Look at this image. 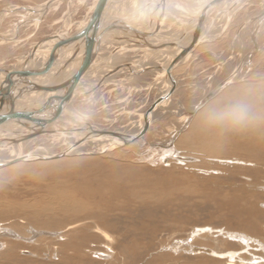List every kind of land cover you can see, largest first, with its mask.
I'll list each match as a JSON object with an SVG mask.
<instances>
[{"label":"rangeland","instance_id":"1","mask_svg":"<svg viewBox=\"0 0 264 264\" xmlns=\"http://www.w3.org/2000/svg\"><path fill=\"white\" fill-rule=\"evenodd\" d=\"M48 1L49 0H0V65H5L8 68L12 65V67L17 66V64L21 63V57H23V55L27 56L28 52H31L32 49H36L38 45L42 44V42L52 34L65 30L69 22H71L72 25L71 36H75L84 30L83 27L77 24L80 22L85 23L86 17L89 15L91 9L89 7H92L94 0H62L61 3L52 7L49 12L47 11L48 14L45 13L43 18L34 22L35 19L38 18L35 9L43 6ZM245 1L247 0H240L238 2L242 8L240 7L236 13H233L232 17L230 14V19H228L229 16L224 17V20L218 17L220 22L218 20L219 23L211 30V37L209 36L208 40L205 39L206 42H202L203 45L175 69L174 77L177 81L175 84L177 85L176 91L169 103L160 108L161 110L159 109L161 113L158 110L152 123L153 126L151 125V130L149 128L145 134V138H140L138 141L124 147H118L111 142H101L102 139H98V147L95 149L87 148V150L67 156L65 152H59L60 155L56 152L63 150L66 145L69 146V141L71 140L64 142L61 137L59 140H54V137H41L42 139L38 138L34 140L36 142L31 141L24 144L25 148L21 150L26 152L25 154H31V152L35 154L36 149L37 151L42 150V152H46V149L49 152V154H45L48 158H41L35 155L33 157L34 159L31 158L32 160L0 169V206L5 205L6 209H9V206L15 208H20V206H22V208L27 209V213L32 211L30 214L18 212L19 215L16 213H8L3 217L4 219L0 218V264H6L5 262H7V264L80 263L71 260L69 254H72V252L70 250L65 254L61 251L60 245L70 241L69 231L67 233L65 232V234L63 233L64 231L60 232L59 230L47 231L43 229L44 227L42 226V221L44 219L37 216L39 209L45 208L47 203H52L57 200V196L48 197L47 195L52 188L53 190L56 188L58 191V188H60L59 186L65 187L68 193L73 192V187L76 186V189H78L73 195H76V199L79 202H86L87 205L92 203L95 205L99 204L95 210L103 214H101L102 217H100V219L101 222L104 221L107 225V227L104 228L113 238L115 237L113 243L109 245L108 242L102 240L101 237L95 236L94 238V234L92 236L91 233H87V236L80 233V236L82 235L81 238L84 239L86 237L90 239L89 242H91L88 246L85 244L81 246H85V248H81V251L85 254L87 259H83L85 261L80 264H89V262H93V264H142L143 262L144 264H156L154 259L160 255L152 256L153 258L150 260H148V258H150V253L155 254L160 243L168 242L170 237L173 239L175 237L183 241L197 228L198 230H196L194 234L196 236L194 237L195 242L204 245L214 243L213 245L222 247L224 245L225 247L223 248L226 250H237L241 248L240 242L231 240L229 237L232 233H238V235L246 239H251L252 237L258 240L264 239V192H253L254 194L259 193V198L257 195L251 196L254 195L250 194L251 191H248V194L245 193V197H235L233 200L234 204L244 203V201V204H246L247 201H253L251 203L254 204H251V206L256 208L253 207L251 212H243L235 215H233L230 210H227L224 216L220 215V213H222L221 210L225 209L217 207V203L215 204L216 207L213 204L205 203V198L203 199V196L196 197L190 195L189 197H185L180 194L176 196V200L181 201L173 203V205L170 206V212L169 210H157L153 212V210H149V207L142 208L141 205L137 204L136 206V203H133L136 209H134L133 217L139 218L140 220H146V214H144L146 211L151 215L156 214L155 217H152L158 221H160L162 216L167 218L174 214V217L177 219L175 226L171 227L164 225V227H160V230L164 231H160L161 234L158 233L156 239H153V236L149 238V235L143 232L130 231L129 226L131 223H127L130 222V220L125 216L128 211L122 207H120L122 209L117 208L118 204L126 202V200H124L125 198H120V200L119 197L112 198L113 202H110V206L107 208L106 205H101L102 202L98 203L96 201V199L101 200L100 197L87 201L82 199L83 196L81 195L83 189H99V182L101 181L110 182L113 187L121 183L119 186L123 188L128 181L126 171L130 173L135 171L132 173L133 177L136 175L140 176L141 174H150L154 181L157 179H165L170 182H175L174 177H190V179L192 178L190 181L189 179L186 180L188 185L187 188H190V184L195 178L194 180H201L200 183L202 186L199 185L196 188L199 190L203 186H208L212 189H226L227 184L234 185L237 183L235 186H239L238 188H240L237 192L239 194H244L245 191L243 190L252 185L254 178L259 182L261 181L260 183H256L264 187V169H262L260 173H257V176L254 175L253 178V174L249 172L252 168L245 166L250 164L252 160L245 155L211 156L204 152L199 145L187 147L178 144V141L182 140L183 136L196 128L200 121L207 119V114L210 109H220L234 105L231 100H229L230 102L227 105L225 103L221 105L225 98L230 99L231 94H234L240 89L250 91L251 89L255 90L258 86H264V0H250L247 1L248 5H244ZM232 5L228 9L226 8L220 11L216 16L229 11L233 8ZM174 6L177 7V9L180 8V10H176L173 8ZM172 8L175 10H171ZM184 8L185 2L183 0H174L169 4V11L175 14L172 16L176 20L174 21L172 18L173 24L177 27H182V29L185 30L184 32L188 34L187 32L193 30L192 24L195 21L197 22V18L194 13L190 12L191 10L188 11L186 9V11ZM39 12L40 11H38V14ZM231 12H233V10ZM216 16L212 18V25H214V20H217ZM187 18L189 20H187ZM192 19L196 20L190 23L189 21ZM151 23L150 27L152 25ZM208 27L209 25L205 30H207ZM186 29L192 30L186 31ZM169 33L168 31L165 35H162L158 41L152 40L151 43L154 45L156 44L158 49L151 48V51L144 49L138 54L140 59H138L137 53L132 50L133 47L129 45L124 47V49L127 50L126 52L123 50L124 52H122V55L119 54L120 56H116L114 52H116L117 49L113 48V46V49L111 48L110 44L112 38H109L108 45L106 44L103 46L105 51L99 55L101 56L99 59L98 57H96L97 59L95 58L97 62L95 61L88 70V76L91 82V84H89L91 86L87 84L86 87L85 83L84 86L86 88L82 89V92H80L77 97V101H74L72 104L73 108L70 113H77L75 117L81 118V122L84 123L81 125L86 127L91 126V128L96 131H98V129H103L101 131L118 132L127 136L130 135V133L134 134V132L140 130L144 115L153 102L164 92L167 94L169 91L168 88L170 89L172 87L173 81L175 80L173 78L171 79V77H167L166 73L164 76L160 75L158 72L160 69L159 67L167 63V61H165L167 59L164 60L165 62L162 61V65H159L155 58L156 54L153 53V51L158 53L165 45L164 43H167L163 42V39H165V41L170 39L171 37L167 35ZM111 34H113V37L119 36L118 39L125 37L128 42L132 39V35L129 34L121 36L124 33L116 34L115 31ZM191 34L192 32L183 42H186ZM177 38L178 37H176V39ZM190 38L192 39V36ZM190 38L189 42L191 41ZM134 42L135 41H133V43ZM139 42H141L139 38H136V43L138 44ZM159 42L163 44L158 46ZM168 55L170 56L171 54ZM106 57L108 59H106ZM142 57L144 58L142 59ZM95 63H98V65ZM122 64L123 66H121ZM126 64L135 66L127 69L124 68ZM133 71L136 74L133 73ZM140 71H142V73ZM138 73L140 74L138 75ZM105 78L108 84L103 83ZM170 83L172 84L170 85ZM222 84H224L225 87L222 88L221 91L216 92L217 87ZM166 90L168 91L166 92ZM201 104L202 109L197 110L194 114L196 108ZM30 106L31 109L35 108L37 113L40 111L41 107H35L32 104H29V109L27 108L29 111L26 109L27 106H25V109L21 107L22 109L20 108L19 111L29 113L35 112L30 109ZM42 107L45 109V105ZM187 114L190 115V118L181 119ZM261 115H263L264 118V114ZM13 123L16 124L15 121ZM53 125L56 128L68 126L67 122L64 121L56 122V124ZM218 127L220 128V125H216L215 128L218 130ZM49 131L52 130L49 129ZM11 144H9V146ZM9 151V149L0 151V161L11 157ZM13 155H16V152H14ZM57 156L59 158H54ZM26 157L29 156H25V158ZM136 170L140 171V174ZM251 171L254 172L253 169ZM172 172L175 173L174 177L171 175ZM116 176H119L117 177L119 180ZM120 178L123 181H121ZM207 178L211 180H207ZM205 180H207V182ZM260 203H262L261 206L263 207L260 206ZM247 205H249V203ZM258 212H262L263 216L256 219V217L254 218V214H258ZM143 214L145 215L144 217ZM95 221L92 223V226H95L98 224L97 222H99V220ZM80 231H82V229ZM209 232H212L211 235ZM67 236L69 237L67 238ZM63 238H65L64 240L66 241H64ZM147 238L151 239V244L154 245L146 249L147 251L140 255L137 260H131L130 258L128 259L130 261L126 260L125 257L127 258V252L124 246L134 243V241L143 245L145 242L148 243V240L145 241ZM194 238L192 237L191 240ZM91 239L93 241H91ZM178 239H174L175 241H173L172 244L179 241ZM263 239L261 241L264 242ZM2 240L4 242H2ZM261 241H258V244H262L263 242ZM252 246L253 245H250V247ZM106 248H109L110 252H108ZM117 252L120 253V256L116 254ZM98 254L103 256H98ZM68 256L70 258H67ZM178 256L183 260L192 262L199 257L189 255L188 253L185 254V252ZM41 258L43 259L41 260ZM88 258H90V260ZM198 261L200 262L201 259L197 260V262Z\"/></svg>","mask_w":264,"mask_h":264},{"label":"bare ground","instance_id":"2","mask_svg":"<svg viewBox=\"0 0 264 264\" xmlns=\"http://www.w3.org/2000/svg\"><path fill=\"white\" fill-rule=\"evenodd\" d=\"M83 1H85V0H83ZM172 1H174V0H166L165 4H164V3H162V0H109V3L107 4V6L103 12V18H105V19L109 18V17H115L117 19H120V20H123L124 22L129 23L134 28H137V29H139L145 33H152L156 30L157 20H160V25H159V29L155 33H153V36H149V37L140 39V41L141 40L142 41L139 42L138 44L136 43L135 36L132 35L128 31H126L127 32L126 33L125 31H122V30H118V31L115 30L116 34L117 33L118 34L124 33V34L132 35V39H130L129 42L125 39V37H123V38L120 37L121 39H118L119 36L113 37V34H111L113 31H111V32L109 31L107 34H105L102 37L100 49L98 50V55L96 57H98V59H99V57H101L99 55H101L102 52L105 51L103 46H105L108 43L109 38H112L110 45H111V48L113 46V48L117 49L116 52H114L116 54V56L122 55V52H124V51L126 52L127 50L124 49V47L126 45L127 46L129 45V46L133 47L132 50H134V52L137 53V57H138V59H140V56H138L139 52L143 51L144 49L151 51L150 50L151 48L152 49L156 48L157 47L156 44L154 45L153 43H151V41L152 40L158 41L162 35H165L169 31L170 33L167 35L170 36L171 38L167 39V41H165V39H163V42H167L164 44H167V45L163 46L161 50L159 49L160 51L157 50L158 53H156L152 50L153 53L156 54L155 58L157 59V63H159V65H162L161 64L162 61L163 62L167 61V63H164L163 66L159 67L160 69L158 70V72L160 73V75H163V76L166 73L167 77H169V75L167 74V69L169 68L170 64L173 62V60L176 57H178L182 52H184V49L186 47H189V45L192 41V39L190 37L194 36L193 34L195 33V30L198 28V26L200 27V25H201V29L198 33V42L199 43L197 45L193 46L192 49H190L189 53L185 56V58L182 61H180L173 68V70L171 72L172 78L175 79V77H174L175 69L179 65H181L183 62H185L191 56V54L193 52H195L197 49H199V47L201 45H203L202 42H206V40L209 39V36L211 37V34H210L211 30L213 29L214 26H216L220 22V19L223 18V20H224V17H227V16H229L228 19H230L232 17L233 13H236V11H238L240 7L242 8V6H240V4L238 3L240 0H183L185 2L184 10H186V9L188 11L191 10L190 12L194 13V15H196V18H197V22L195 21L196 19L195 20L192 19L189 21L190 23L193 21H195V22H193V24H192L193 30L192 29H186V31L192 30L190 32H187L188 34H186V32H184L185 30H183L182 27H177L172 22V18H173L172 16L175 15L173 12L169 11V4ZM247 1H250V0H247ZM247 1L244 2V5H248ZM61 2H62V0H49L43 6L36 8L35 10L37 12L38 18H36L34 22L39 21L41 18H43L45 13L48 14L47 11L49 12V10L52 9V7H54L55 5H57ZM97 2H98V0L93 1L92 7H89L91 9H90L89 15L86 17L85 23L80 22L77 24L78 26L83 27V29H85L87 27L88 22H89V18L93 14V12L97 6ZM206 2H207V4H205ZM191 4H192V6H191ZM228 4H231V5L233 4L232 5L233 8H231L229 11L223 12L222 14H219L216 16V14H218L220 11H222L226 8L228 9L231 6ZM226 5H228V6H226ZM173 8H175L176 10H180V8L177 9V7H175V6ZM173 8L171 10H173ZM196 9L198 11H195ZM181 10H182V8H181ZM232 10H233V12H231ZM32 11H34V10H32ZM38 11H40L39 14H38ZM132 13H134V14H132ZM177 13H178V11H177ZM230 14H231V17H230ZM178 15H179V13H178ZM213 15L217 17V20L216 21L214 20V22H213L214 25L211 24L213 21L212 18L214 17ZM180 16H181V14H180ZM201 17L202 18L204 17V23L201 22L202 21ZM216 17H215V19H216ZM218 17L219 18L221 17V18L219 19ZM182 18H181V20H182ZM187 20H189V19L187 18ZM218 20H219V22H218ZM151 21L153 22V25L150 28V22ZM174 21H176V20L174 19ZM209 22H210V24H209ZM208 25H209L208 29L205 30V28H207ZM71 31H72V25H71V22H69L67 24V28L65 30H62L56 34H52L51 36H49L45 39V42L38 45L36 49H32L31 52H28L27 56L23 55V57H21V63L17 64V66L12 67L13 66L12 65L11 66L12 68L11 67L8 68L5 65L1 64L0 65V87L4 86L3 85L4 84L3 78H5L9 73L19 72L22 70H28V71L40 70L41 71L47 65H48V67L50 66V68H48L45 72H41L40 75L36 76L35 78L34 77H30V78H26V79L22 78L21 80H25L27 83H30V82L34 83L35 85H38L39 87L55 88L56 85H60L63 82H65L67 79L72 77L75 74V72L77 71L79 65L81 64L79 62H81L80 59L82 60L81 56L84 52V46H85L84 44H82V41L76 42L74 44H71V45H68V46H65L62 48H59L55 52V57L51 59V54L54 53L53 51L55 50L56 46H58V44H60L63 40L73 37L70 35ZM191 32H192V34H191V36H189L191 41L189 42V38H188V40H186V42H183V40H185ZM124 34H122L121 36H123ZM176 37H178V38L176 39ZM171 40H173V41H171ZM133 41H135L134 42L135 44L133 43ZM4 42H7V41H4ZM168 42H174L177 45V47L176 46H169ZM146 44H149L151 47L147 46ZM161 44H163V43L159 42L158 46H160ZM170 52H172V53H170ZM168 54H171V55L169 56ZM74 58L76 61L73 62ZM110 58H112V57H110ZM143 58L144 57H142V59ZM106 59H108V58L106 57ZM165 59H167V60H165ZM77 61H79V62H77ZM95 61L97 62V60H95ZM101 64H102V62H101ZM96 65H98V63ZM105 66H106V64H105ZM121 66H123V64ZM133 66H135V65L126 64V65H124V68L129 69L130 67H133ZM112 70H114V69H112ZM134 71H133V73L136 72V71L135 72ZM140 72L142 73V71H140ZM125 73H126V70H125ZM49 74H50V76H54V77H49ZM139 74L140 73H138V75ZM88 75H89V71H87L83 75V77L79 80L78 88L76 89L75 94L71 98V101L65 106V109L63 110L62 114L59 115V117L56 118L53 122H51L45 129H43L44 130V131H42L43 133L40 135H37V137L34 136L31 139L30 138L24 139V137H27L28 135L32 134L30 132V130H32L34 127L32 129H29V128L23 127L17 123L14 124L13 123L14 121H12V122L7 121L5 123L0 124V151L9 149L10 150L9 152L11 153L10 156L12 157V158L11 157L7 158L5 160L2 159L3 161H0V166L4 165V164H8V163H10L16 159H20V160L22 159L21 162H27L29 160H32L31 158H33L35 155H37L41 158H48L45 155V154H49V152L46 149H45L46 152H42V150L37 151V149H36L35 154H33L32 152H31V154H25L26 152H23L21 150V149L25 148L24 144L31 142V141H34V140L41 138V137H49V138L54 137V140H59L61 137V139H63L64 142H67V140H71L72 142L69 141V146L66 145V147L63 150L56 152V153L65 152L66 153L65 155H67V156L78 153V152L83 151V150H87V148H90V149L94 148L95 149L96 147H98L97 146L99 143L98 139H102L101 142H111L112 144L117 145L118 147H120V146L124 147L126 145L129 146L130 143L131 144L133 143V142H130V137H135L139 132H141V130L147 124H148V127L150 128L153 121H154V118L156 117L158 110L160 108L166 106V104L169 103L170 99L172 98V96L175 93L174 92L169 97L164 99L161 102V104L154 110L153 113H150L149 115H144L143 122H142L143 124H141L142 126L138 132H134V134L130 133V135H128V136L125 134L119 133L121 135L120 137H118V138L117 137H111V136L105 135V132H108L107 130L101 131L103 129H98V131H96V130H93V128H91V126L86 127V126L81 125L84 123L81 122V118H78L77 116L75 117V115H77V113L76 112H75L76 114L74 112L70 113V111L73 108L72 104L74 101H77V97L80 94V92H82V89L86 88L87 84H89V83L91 84L90 78ZM113 75H115V74H113ZM141 76H143V75H141ZM17 82L18 81L15 79L14 85ZM174 82H175V84L177 83L176 79L174 80ZM85 83H86V87L84 86ZM103 83L108 84L106 78H105V81L103 80ZM171 84L172 83H170V85ZM224 87H225L224 84H222L221 86H218L216 89V92L221 91L222 88H224ZM176 88H177V85H176ZM88 89H89V87H88ZM170 89L168 88L169 91H170ZM168 90H166V92ZM175 91H176V89H175ZM168 92H167V94H168ZM65 93H66V90H63V92H60V93L44 92V91H39V90L29 91L26 94H24L23 96L19 97L13 103L14 105H13L12 109L15 112H20L19 110L21 107L25 109V106H27L26 107V109H27L29 107V104H32L35 107H37V106H39V108L41 107L40 110H42L41 112H44L43 114L45 115V113L48 114V112H50L52 106H54L55 104H57L59 102L58 100H55V99H54V102H52V99L57 97V96L62 97L65 95ZM167 94L164 92L160 97H164ZM160 97H158V98H160ZM229 100H231L234 105H239L245 110L246 119L244 120L243 123H241L240 125L234 126V127L233 126H221L220 125V128L218 127V130H217L215 128L216 125L210 124L208 122V119H204L203 121H200L199 125L196 128L192 129L189 133H187L185 136H183L182 140L178 141V144H182V145H185L187 147H189V146L192 147L193 145H199L200 148L204 152H206L207 154H209L211 156H213V155H233V154L240 156L241 154H243L252 160V162L250 164H248V165L244 164V165L246 167L252 168L254 170V172L251 171L252 169L249 170V172H251L253 174L252 177L254 178V175L257 176L256 174L260 173L261 170L264 169V118H263V115H261V114H264V86H258L255 88V90L251 89L250 91L249 90L244 91V90L240 89V90L236 91L234 94H231L230 99L225 98L221 105H224L223 103H225L227 105L230 102ZM43 105H45V109L42 107ZM203 106H204V104H203ZM30 109H31V106H30ZM200 109H202V104L196 108L194 114L196 113L197 110H200ZM7 110H8V108H7ZM31 110L35 111L36 109L33 108ZM25 113H27V112H25ZM160 113H161V111H160ZM191 117H193V116H191ZM187 118H190V115L187 114L185 117H183L181 119H187ZM59 121L67 122L68 126L66 125L67 127H64V128L54 127L53 124H56V122H59ZM35 129H38V128L35 127ZM49 129H51L52 131H49ZM150 130H151V128H150ZM45 131L47 134L45 133ZM96 132H99V134H96ZM216 132H221V133H216ZM145 136L146 135L141 137V139L145 138ZM34 142H36V141H34ZM11 143H15V144H11ZM9 144H11V145L9 146ZM112 144H110V145H112ZM165 147H167V146H165ZM102 148H104V147H102ZM170 151H171V149H170ZM14 152H16V155H13ZM51 155H50V158H51ZM59 155H60V153H59ZM25 156H29V157L25 158ZM144 160H146V159H144ZM18 163H20V162H18ZM18 163H16V164H18ZM13 165H15V164H13ZM107 168H108V165H107ZM0 169H2V168H0ZM136 171L140 174V171H138V170H136ZM134 172H132V173H134ZM132 173L126 171V174L128 176V181L126 182V185L123 188H121L119 186V185H121V183H119L118 186L116 185L113 187L111 185L112 183L101 181V182H99L100 183L99 189H96V190H91L89 188L83 189L82 190L83 193L81 194L83 196V198H82V196H81V198L88 201L90 199H95L97 197H100L101 200L96 199V201L98 203L102 202L101 205H106L107 208L110 206V202H113L112 198H115V197L118 198L119 197V200H120V198H122V199L125 198L124 200H126V202L122 203V204H118L117 208L122 207L128 211V213H126L125 216L127 217V219L130 220V222H127V223H131L130 226L128 225L130 231L132 230V231H136V232L146 233V235H149V238H151V236H153L154 237L153 239H156V237L158 236L157 234L160 233V231H161L160 227L162 228V227H164V225L174 227L175 223H177V219L174 217V214L172 216L170 214H167L170 216L167 218L162 216L160 221H158L157 219L153 218L156 216V214L151 215L150 213H148L146 211L144 213V214H146V220L145 219L140 220L139 218L133 217V213H134V209H135V206H134L135 203H136V206H137V204H139V205H141L142 208L143 207H146V208L149 207V210H153V212L157 211V210L158 211L159 210H169V212H170L171 211L170 206H172L173 203H175V202L181 201V200H176V196H178L180 194L184 195L185 197H187V196L189 197L190 195H193L196 197L203 196V199L205 198V200H204L205 203L213 204L215 207H216L215 204L217 203V207H221V209H225V210H221V212L223 214L220 213V215L224 216V214L226 213L227 210L228 211L230 210V212L233 215L241 214L243 212H249V211L251 212L253 210L254 206H251V204H252L251 202H253V201H247L246 204H244L245 201H244V203L234 204L233 200L235 197H238V198H240L239 196L245 197L244 195L248 191H251L250 194H254L253 193L254 191H257L260 193L264 192V187H262V186H260V184L256 183L259 181H257L255 178H254V182L252 181V185L249 186L247 189L243 190V191H245L244 194H239L237 191H239L238 189H240V188H238L239 186H235L237 183L234 185H228L227 184L226 189H224L222 187H221L222 189H217V188L212 189L211 187L203 186L199 190L196 188L199 185L202 186L200 183L201 180L200 181H198V179L194 180L195 179L194 178L192 180V183L190 184V188H187L188 185H187L186 180L189 179V181H190L192 178L190 179V177H185V176L174 177V175H175L174 172H172L171 175H172V177L175 178L174 179L175 182L174 181L170 182L169 180H165V179H161V180L157 179L156 181H154L151 178L150 174L149 175L141 174L140 176L136 175L135 177H133ZM109 174H111V173H109ZM47 176H49V175H47ZM117 177H119V176H116V178ZM116 178H115V180H116ZM120 180H121V178H120ZM207 180H211V179L207 178ZM207 180H205V181L207 182ZM217 180H219V179H217ZM66 181H67V179H66ZM121 181H123V180H121ZM203 183H204V181H203ZM114 184H116V183H114ZM63 186H65V185H63ZM87 186H89V185H87ZM59 187L60 188H58V191L56 190V188H54L55 191L52 188V190H49V193L47 195L48 197L57 196L56 197L57 200L55 202H52V203H47L45 208L39 209L38 210L39 213L37 216H39L41 219H44L42 221L43 222L42 226L44 227L43 229H45L47 231L48 230H50V231L59 230L60 232L64 231L63 232L64 234H65V232L67 233L69 231L68 234H70L69 235L70 241L68 243L66 242L65 244L60 245L61 251L63 254H65L66 252H68V250H70L72 252V254H69L71 257V260L83 263L85 261L83 259H87V258L85 257V254H83V252L81 251V248H85V246H83V247H81V246L84 244L86 246H88L89 243H91V242H89L90 239H87L86 237L84 239L81 238V236L83 234L87 235V233H91L92 236L94 234V238H95V236L101 237L102 240L107 241L109 245L113 243V239L115 237L113 238V236L110 235L108 233V231L104 228V227H107V225L105 224L104 221L101 222L100 217H102L101 216L102 213L100 214L98 211L95 210L99 204L95 205L92 203V204L87 205L86 202H83V201L79 202L76 199V195H73L74 193L77 192L78 188L76 189V186L73 187V190H72L73 192H69V193H68V191L66 192L65 187H62V186H59ZM68 190H70V189H68ZM256 195L259 198V196H258L259 193L258 194L256 193V194L251 195V196H256ZM258 198H256V199H258ZM181 199H182V197H181ZM54 200H55V198H54ZM235 200H237V199H235ZM248 203H249V205H247ZM261 204L262 203H260V206H261ZM261 207H263V206H261ZM21 208H22V206H20V208H15L13 206H9V209H6L5 205L0 206V218H3L8 213H16L18 215H19L18 212H26L27 213V209H24V208L21 209ZM122 208H120V209H122ZM254 208H256V207H254ZM142 211H144V210H142ZM124 212H125V210H124ZM136 212H138V211H136ZM262 212H258V214H254V218L255 217H256V219L261 218L263 216ZM30 213H27V214H30ZM144 214H143V217L145 216ZM164 214H165V212H164ZM113 215H115V214H113ZM117 216H118V214H117ZM171 217L174 219H172ZM93 219H94V221L99 220V222H97L98 224H96L95 226H92V223H94ZM117 219H119V218H117ZM239 222H241V221H239ZM32 223H33V221H32ZM24 225H26V224H24ZM36 226H38V225H36ZM115 226H114V228H115ZM39 228H40V226H39ZM120 228H122V227H120ZM81 229H82V231H80ZM196 230H198V228ZM196 230H193V232H191V235H189L183 241H180L181 239L179 240L177 238L179 241L172 244V242L177 240V239L174 237V239H175L174 240L172 237H170L168 242L160 243L157 247V251L155 252V254H152V253L149 254L150 258H148V260H150L151 258H153L156 255H160L159 257L154 259L156 264H264V242L261 241L263 238L261 240H258L257 238H254V237H252L251 239L250 238L246 239V238H243V236L238 235V233L237 234L232 233L229 237L231 238V240H236V242H240L241 248L240 249L238 248L237 250H226L223 248V247H225L224 245H223V247L222 246H215V245H213L214 244L213 242H212L213 244H206V245L201 244V243L198 244V242H195V238H194V237H196L194 235ZM163 231L164 230H162L161 232H163ZM210 231H212V230H210ZM11 233H13V232H11ZM63 233H61V234H63ZM80 233L82 234L81 236H80ZM209 233L211 235L212 232H209ZM69 236H67V238ZM227 236H228V234H227ZM192 237L194 238L193 240H191ZM149 238L145 239V241L148 240V243L145 242L143 245L140 244L139 242L134 241V243H131V244H128L127 246H124L125 247L124 249L127 252L126 253L127 258L125 257V259L128 260L130 258L131 260H137L140 255L144 254L145 251H147L146 249H148L154 245V244H151V239H149ZM219 238H221V237H219ZM64 239L65 238H63V240ZM64 241H66V240H64ZM91 241H93V240L91 239ZM244 241H245V243H244ZM258 241H261L263 243L258 244ZM2 242H4V241L2 240ZM62 243H63V241H62ZM253 243L254 244L257 243V244L254 245ZM250 245H253V246L250 247ZM107 250H108V252H110L109 248ZM184 252H185V254L188 253L189 255L199 256V257H197L196 260L193 262L188 261V260H183L178 255L183 254ZM116 254L118 256H120L119 255L120 253L117 252ZM98 256H103V255L98 254ZM70 257L68 256L67 258H70ZM90 258H88V259L90 260ZM42 259L43 258H41V260ZM199 259H201V261L197 262V260H199ZM128 261H130V260H128ZM5 263L7 264V262H5ZM55 264H57V263H55ZM89 264H93V262H91V263L89 262ZM142 264H144V262Z\"/></svg>","mask_w":264,"mask_h":264},{"label":"water","instance_id":"3","mask_svg":"<svg viewBox=\"0 0 264 264\" xmlns=\"http://www.w3.org/2000/svg\"><path fill=\"white\" fill-rule=\"evenodd\" d=\"M166 0H162V3L165 4ZM109 3V0H98L97 6L93 12V14L89 18V22L87 27L77 35L63 40L58 46H56L54 53L51 54V59L55 57V52L62 47L74 44L76 42L82 41V44H84V52L81 56L82 60L80 59L81 63L75 72V74L67 79L65 82H63L60 85H56L55 88H49V87H39L38 85H35L34 83H27L25 80H21L22 78H30V77H36L40 75L41 72H45L50 66H45L43 70L38 71H28V70H22L19 72H12L9 73L5 78H3V87H0V124L5 123L7 121H15L17 124L27 127L32 133L31 135H28L27 137H24V139H31L34 136L37 137V135L42 134L45 129L51 122H53L56 118L59 117V115L62 114L63 110L65 109V106L71 101V98L75 94L76 89L79 85V80L83 77V75L90 69L91 65L95 62V58L98 55V50L100 49L101 45V39L102 37L107 34L109 31H128L132 35H134L136 38L143 39L149 36H153V33H155L159 29L160 20H157L156 22V30L152 33H145L137 28H134L129 23L124 22L123 20L117 19L115 17H109V18H103V12ZM103 18V19H102ZM202 18V17H201ZM199 19V18H198ZM202 20V21H201ZM200 21L204 23V17ZM106 25V26H105ZM201 29L198 26V28L195 30V33L192 36V41L189 45V47H186L184 49V52H182L178 57H176L173 62L170 64L169 68L167 69V74L169 77L172 78L171 72L173 68L182 61L185 56L189 53L190 49L193 48V46L197 45L198 42V33ZM127 33V32H126ZM142 41V40H141ZM45 42V41H43ZM42 42V43H43ZM169 46H176L175 43H168ZM147 46L151 47L149 44H146ZM165 44L164 46H166ZM158 49V47L154 48ZM76 61L75 58L73 62ZM71 62V61H70ZM118 70V69H116ZM3 72V71H2ZM15 79L18 81L15 85ZM20 79V80H19ZM176 85L173 81V85L168 92V94L164 97L158 98L149 108L147 113L145 115H149L150 113H153L154 110L161 104V102L169 97L171 94L175 92ZM44 91V92H54V93H60L63 92V90H66V93L62 97H55L52 99V102L55 100H58L59 102L51 107L50 112L48 114L44 112H33V113H25V112H15L13 111V103L21 96L26 94L29 91ZM8 108V110H7ZM46 111V110H45ZM37 127L38 129H35ZM149 127L148 124L145 125V127L139 132L135 137H130V142H135L141 137H143ZM104 133V132H103ZM96 134H99V132H96ZM105 135L111 136V137H120L121 135L118 132H105ZM126 137V136H125ZM127 143V142H126ZM62 156V155H61ZM54 158H59L54 157ZM22 159H16L8 164L1 165L0 168H5L8 166H11L13 164H16L18 162H21Z\"/></svg>","mask_w":264,"mask_h":264},{"label":"clouds","instance_id":"4","mask_svg":"<svg viewBox=\"0 0 264 264\" xmlns=\"http://www.w3.org/2000/svg\"><path fill=\"white\" fill-rule=\"evenodd\" d=\"M207 119L210 124L234 127L244 122L246 112L239 105L220 109L213 108L209 110Z\"/></svg>","mask_w":264,"mask_h":264},{"label":"crops","instance_id":"5","mask_svg":"<svg viewBox=\"0 0 264 264\" xmlns=\"http://www.w3.org/2000/svg\"><path fill=\"white\" fill-rule=\"evenodd\" d=\"M205 4H207V2H206ZM195 11H198V10L196 9ZM132 14H134V13H132ZM150 23H151V22H150ZM151 24L153 25V22H152ZM152 25H151V27H152ZM151 27H150V28H151ZM150 28H149V29H150ZM124 35H125V34H124ZM59 59H60V58H59ZM58 75H59V74H58ZM58 75H57V76H58ZM55 76H56V75H55ZM49 77H54V76H50V74H49ZM34 78H35V77H34Z\"/></svg>","mask_w":264,"mask_h":264}]
</instances>
